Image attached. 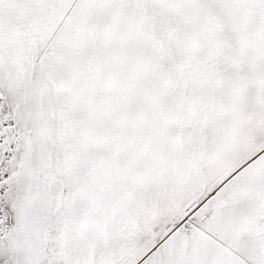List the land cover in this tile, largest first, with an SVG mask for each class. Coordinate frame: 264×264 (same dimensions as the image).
I'll return each instance as SVG.
<instances>
[{
    "label": "snow or ice",
    "instance_id": "obj_1",
    "mask_svg": "<svg viewBox=\"0 0 264 264\" xmlns=\"http://www.w3.org/2000/svg\"><path fill=\"white\" fill-rule=\"evenodd\" d=\"M0 264H264V0H0Z\"/></svg>",
    "mask_w": 264,
    "mask_h": 264
}]
</instances>
